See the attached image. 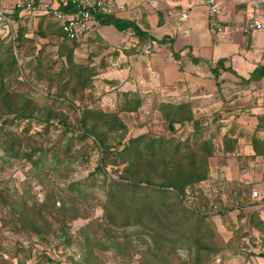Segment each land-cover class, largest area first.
<instances>
[{
	"label": "rangeland",
	"instance_id": "obj_1",
	"mask_svg": "<svg viewBox=\"0 0 264 264\" xmlns=\"http://www.w3.org/2000/svg\"><path fill=\"white\" fill-rule=\"evenodd\" d=\"M249 3L253 13L258 9L264 15V0ZM245 16L239 20L243 27ZM43 21L33 37L20 38L17 29L18 50L13 47V34L4 36L0 25L3 67L9 63L3 58L11 45L17 65L22 66L0 73L9 92L19 94L6 116L1 115L5 109L0 101V264H260L257 250L264 242L263 222L258 215L248 214L245 221L231 218L228 204L218 203L222 201L219 193L224 192L218 186L223 165L227 167L225 151L232 148L227 143L231 136L247 141L259 138L257 112L264 104V77L243 82L248 77L220 67L218 61L217 73L212 71L218 79L216 94L183 93L175 99L172 94H121L115 80L101 74V55L105 56L111 42L99 35L96 25L94 34L61 45L56 25ZM135 51L145 53L137 47ZM64 65L68 68L56 76ZM71 67L83 68L79 79L73 77ZM60 93L67 99L57 96ZM26 99L28 107L22 105ZM176 105L177 112L171 107ZM80 107L97 111V117L108 113L114 115L109 118H120L125 131L111 118L116 126L91 120L112 153L103 155L93 137H81ZM16 109L30 115H15ZM174 113L176 120L171 123ZM241 117L250 122L243 123ZM255 117L257 123L252 120ZM3 118L9 121L2 124ZM134 137L158 141L157 146L161 142L178 163L171 170L174 175L194 169L205 177L188 185L180 200L172 190L166 193L168 208L156 191L160 160L145 164V158L143 172L152 182L140 185L148 188V197L138 188L133 195L128 185L145 176L138 172L129 178L126 157L119 152ZM66 145L67 156L54 166L52 152ZM174 146L178 147L176 155L168 149ZM207 146L211 153L205 156L202 147ZM108 179L120 182L116 195L121 200L112 198L108 203ZM172 201L184 208H173ZM139 203L147 215H135ZM115 207L121 215L110 222L106 209ZM10 209L17 213L4 225ZM21 212H25L24 222L17 221Z\"/></svg>",
	"mask_w": 264,
	"mask_h": 264
},
{
	"label": "crops",
	"instance_id": "obj_2",
	"mask_svg": "<svg viewBox=\"0 0 264 264\" xmlns=\"http://www.w3.org/2000/svg\"><path fill=\"white\" fill-rule=\"evenodd\" d=\"M17 1L0 0V8L13 21V33L2 29L4 36L13 34L14 38L20 29V38L33 37L45 19L56 25V38L59 43L63 41L61 28L52 15L57 0H22L21 6ZM111 1L114 10L108 15L135 23L146 35L142 38L131 28L118 30L112 24H101L98 18L96 28L94 25L88 32L93 33L95 28L102 38L110 40L105 56L101 55L100 71L103 77L115 80L121 94H172L175 99L185 93L203 97L219 90L218 79L212 74L219 60L241 77H249L258 64L264 65V29L250 30L244 25V30L243 21L239 22L243 15L247 18L253 14L250 0H221V20L209 17L204 7L196 5V0ZM26 2H31L34 8L30 13L24 9ZM182 13L187 15L185 19ZM254 13L264 22L261 10L256 9ZM215 22L219 23V30L215 29ZM144 44L151 45V52L137 53L135 47L140 49ZM110 64L117 68L113 67V71ZM261 94L264 95V90ZM260 104L257 112L260 115L259 140L264 142V104ZM241 119L243 123L250 122L245 117ZM252 120L258 122L256 117ZM242 138L231 136L227 142L232 148L225 151L227 167L223 165L222 176L218 177V188H224V192L219 193L222 201L218 203L228 204V213L235 220L242 217L241 221H245L248 214L250 217L258 215L264 224V157L255 153L252 140ZM257 251L261 252L260 257L257 256L262 258L259 263L264 264V242Z\"/></svg>",
	"mask_w": 264,
	"mask_h": 264
},
{
	"label": "trees",
	"instance_id": "obj_3",
	"mask_svg": "<svg viewBox=\"0 0 264 264\" xmlns=\"http://www.w3.org/2000/svg\"><path fill=\"white\" fill-rule=\"evenodd\" d=\"M65 11H69V9L64 8ZM98 20L101 24L104 25H109L112 24L115 28H117L118 30H126L128 28H131L139 37H145L146 35L145 33H143L138 26H136L135 23L128 21V20H122L119 18H115L112 15H108V14H104V15H97ZM60 27V26H59ZM61 28V27H60ZM61 31V36H63V32L62 29H60ZM85 35V34H83ZM80 36V35H79ZM77 37H71V38H62L63 41L60 43L61 45H66L68 42L70 41H74L76 40ZM15 38H12L13 40V47L18 50L20 44H19V38H17V40ZM68 47V46H67ZM72 51V47L68 50V61L71 60V52ZM8 55L5 56L4 59H7L9 61V63H7V67H3V63L1 62V57H0V73L4 72H12L15 70H19L22 69L21 65H17V59L14 55V53H12V45L11 47H9V50L7 51ZM222 61L223 60H219L218 65L220 67H223L224 69H228L227 67H224L222 65ZM5 64V63H4ZM71 65V61L68 63ZM68 67H66L65 65L61 68L60 72H58L56 74V76H60ZM74 67H71V70H73ZM83 68H76L74 69L71 73L73 74L74 78H80L81 74L79 73V70H82ZM230 69V68H229ZM4 70V71H3ZM86 70V69H84ZM215 74L217 73V69H213L212 70ZM42 75V73H40ZM80 75V76H79ZM264 76V66H257L252 73L249 75V77L247 79H243V82H249L252 79H256V78H260ZM72 77V78H73ZM37 78H40V75L37 76ZM8 85L6 84L4 81V76H2V78H0V101L2 103V105L4 106L5 112L1 115H8V113H11L13 110V106L15 104V100L17 98V96L19 94L16 93H12L9 92L8 90ZM65 85V84H64ZM57 96H61L63 99H67L65 94H58ZM24 103V104H23ZM22 105H24L25 107H28L30 105V100L26 99L25 102L23 101ZM163 106H170V105H163ZM173 107L176 112L178 111V106H171ZM81 108V107H80ZM82 109V108H81ZM82 117L80 119V127L82 129L81 132V137L85 138L87 136H91L94 138L95 140V145L100 148V151L103 155L107 156L108 154L112 153L110 151V147L109 145H107L105 142L104 137L102 136V134L99 132V130L97 129L96 125L93 121L99 122L102 121L105 124H113L117 125V127H120L122 129H125L124 124L121 122L120 118L118 117H113L111 119L114 120L115 123L111 122L112 120L109 118V116H114V115H108V113L105 114H100L99 117L96 116L97 111H94L92 109L89 108H84L82 109ZM25 111L23 110L20 111L19 109L15 110V115H19V116H23V117H28L30 114H26ZM176 115V113L173 114V117L171 118V123L173 122V120H176V118H174V116ZM48 118L46 119V121H48ZM99 119V121H98ZM178 119V118H177ZM40 120V119H39ZM9 121L8 118H3L2 119V124H4L5 122ZM115 125V126H116ZM171 125V124H170ZM3 127V125L1 126V128ZM197 127V126H196ZM123 131V130H122ZM123 131V133H124ZM158 141L155 140H148L145 141L144 138L142 137H134L131 138L126 145H124L123 149L119 152V154H121L122 157H126V163L127 166L125 168V172L129 175L128 177H135L137 176L138 172L140 173H144L143 172V167L145 166V164L147 163V161H157V159L160 160L159 164L157 166H159V171L157 172V176L155 178L157 185L159 184V186L157 187V193H159L160 195V199L161 201L167 203L168 199L164 198L165 194L169 193L170 190L173 191V193L177 196V199H182V197L185 194L186 188L188 185L193 184L194 182H198L200 180H202L205 177L204 172L203 173H197L196 170L192 169L191 172L188 173H181L178 172L176 175H174L171 170L174 168V166H177L178 163L175 162L174 157L171 154H168V152L166 151V149L163 148L161 142L159 143V145L157 146ZM207 143V142H206ZM64 148V149H63ZM60 148L55 150L54 152H52L51 154V158L52 161L54 163V166L59 164L60 162H63L60 157L67 156V152H68V145H66L65 147ZM253 148L256 154H261L264 157V142L260 141L259 138H254L253 140ZM170 151H172V153L174 155L177 154L178 152V147L174 146V147H169L168 148ZM202 151H204L206 155H209L211 153L210 148L207 147H202ZM146 158V159H145ZM29 159H31V156L29 155ZM145 159V164L142 163V161ZM40 160V158L38 157V161ZM193 155H192V162H193ZM35 164H37V161H34ZM142 167L141 170L139 169V167ZM98 169V168H97ZM143 176H145V178H140L138 176V178H136L137 180L134 181L133 183L131 182L130 184L133 185H128L130 186L131 190L133 191V195H135L134 192L136 188L141 189V191H144V193L146 194L148 188L144 187V185H140V182H144L147 184H150L152 182L151 177H149L148 179V174L144 173ZM125 179V181H127L126 177H123ZM114 179H108V192L107 195L108 197V203L111 201V199L113 198L114 200H121L120 197H118L116 195L118 188L116 187L117 184H120V182H118ZM128 183V182H126ZM121 185V184H120ZM125 185V184H124ZM142 195L143 197H146V195ZM123 197V195H121ZM148 197V196H147ZM170 199V198H169ZM141 200V198H140ZM141 202V201H140ZM170 202V200H169ZM176 201H172V203L174 204L173 208H178L183 209L184 207H180L179 205L175 204ZM141 203H139L138 208H136L135 211V215L137 216H144L147 215L146 210L141 207L140 205ZM168 208L171 206L170 204L167 203ZM107 210V216L109 218V221H116V219H118L121 215L120 210L118 209V207L115 208H108ZM186 210V209H185ZM188 213H190L191 215H194V211H188L186 210ZM172 213V210L170 211ZM184 212V210H183ZM9 213H11V216L8 217L7 219L4 220L3 224L5 225V223L9 222L11 220V218L14 217V214H16L17 212L13 209L9 210ZM25 216V212H21V215L18 216L17 221H22L24 222L23 217ZM110 221V222H111Z\"/></svg>",
	"mask_w": 264,
	"mask_h": 264
},
{
	"label": "built area",
	"instance_id": "obj_4",
	"mask_svg": "<svg viewBox=\"0 0 264 264\" xmlns=\"http://www.w3.org/2000/svg\"><path fill=\"white\" fill-rule=\"evenodd\" d=\"M18 6L24 4L22 0L17 1ZM196 5L205 8L209 17L215 20L219 19L223 14V4L221 0H196ZM64 8L69 9L65 11ZM122 8V6H118ZM25 11L30 13L34 10L31 2H26ZM113 3L111 0H57V6L53 8L52 15L62 29L63 36L61 38L78 37L87 34L93 29L97 23V15L111 14L113 11ZM186 13H182L181 17L186 18ZM0 24L6 29L7 33H13V21L9 18L3 8H0ZM215 29L219 30V23H214ZM264 26L262 17L257 13L248 15L246 19V27L254 30ZM142 51L149 53L151 51L150 44H144Z\"/></svg>",
	"mask_w": 264,
	"mask_h": 264
}]
</instances>
